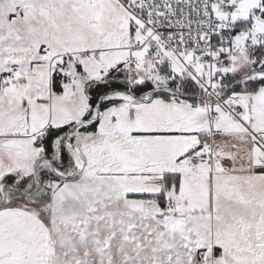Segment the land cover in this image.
<instances>
[{"label": "snow or ice", "instance_id": "obj_1", "mask_svg": "<svg viewBox=\"0 0 264 264\" xmlns=\"http://www.w3.org/2000/svg\"><path fill=\"white\" fill-rule=\"evenodd\" d=\"M0 264H264V0H0Z\"/></svg>", "mask_w": 264, "mask_h": 264}]
</instances>
